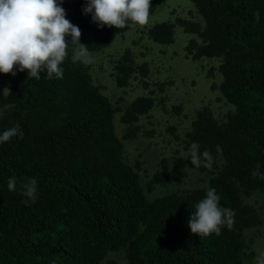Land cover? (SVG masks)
Listing matches in <instances>:
<instances>
[{
	"label": "trees",
	"instance_id": "obj_1",
	"mask_svg": "<svg viewBox=\"0 0 264 264\" xmlns=\"http://www.w3.org/2000/svg\"><path fill=\"white\" fill-rule=\"evenodd\" d=\"M190 1L197 21L154 22L140 28L138 37L166 47L181 27L190 34L185 57L218 60L206 78L217 71L220 81L209 88L230 109L221 117L204 105L191 113L182 135L173 128L180 146L174 148L173 166L198 171L205 184L175 190V171L160 169L142 182L141 163L125 157L115 119L126 127L122 137L133 139L140 129L135 123L164 98L149 88L125 105L114 104L93 84L89 65L72 62L69 45L60 79H44L46 71L40 80L28 79L27 71L0 73V134L17 124L24 133L23 139L17 135L0 143V264H256L253 243L264 215L247 200L264 196V0ZM85 3L64 0L62 6L89 53L133 32L101 29L84 14ZM155 6L152 0L150 14ZM111 64L116 87L134 80L149 87V65L137 63L130 48ZM167 83H158V91ZM194 142L201 154L211 152V170L191 164ZM13 177L16 189L9 191ZM30 179L37 181V194L26 204L22 186ZM210 188L222 208L235 212V223L201 239L188 221Z\"/></svg>",
	"mask_w": 264,
	"mask_h": 264
},
{
	"label": "rangeland",
	"instance_id": "obj_2",
	"mask_svg": "<svg viewBox=\"0 0 264 264\" xmlns=\"http://www.w3.org/2000/svg\"><path fill=\"white\" fill-rule=\"evenodd\" d=\"M176 17L195 21L199 19L190 0H156L155 9L144 28L154 22L173 21ZM140 32L138 27L133 29V32L119 34L108 49L99 53H89L90 62L87 64L92 82L99 86L114 104L125 105L133 97L148 92L149 88L155 89L154 96L164 98V101L157 100L154 109L148 113L149 116H141L135 123L140 129L133 139L122 137L126 127L115 119V132L124 143L125 157L131 163L135 159L141 163L140 174L143 183L156 169H160L175 171L177 177L172 189L180 191L184 187L203 185L205 182L200 181L203 176L198 171L189 166L182 169L173 166L174 148L180 147L173 137V128L174 134L182 135L189 126L191 113L204 105L210 106L221 117L230 109L231 105L225 102L218 90L209 88L211 81L215 83L220 81L217 71L214 72L213 78H206V70L212 66L216 67L218 60L195 61L185 57L183 46L190 34L183 33L181 27L175 29V41L166 47L153 44L146 35L139 38ZM125 47L131 49L137 63L144 61L148 63L149 75L145 77L149 83L148 88L143 89L136 80L125 88L115 86L111 76L113 71L111 61L117 58ZM163 81L170 83L166 84L163 92H159L158 83ZM175 106H179L180 111L175 110ZM247 202L258 207V211H262L264 215V196L253 195ZM253 249L257 256L264 252V225L259 228L254 238ZM254 261L256 262V258Z\"/></svg>",
	"mask_w": 264,
	"mask_h": 264
},
{
	"label": "clouds",
	"instance_id": "obj_3",
	"mask_svg": "<svg viewBox=\"0 0 264 264\" xmlns=\"http://www.w3.org/2000/svg\"><path fill=\"white\" fill-rule=\"evenodd\" d=\"M64 0H0V73L15 76L27 71L28 79H60L63 76L61 65L68 57L69 45H72L73 63L90 62L87 46L82 44V32L66 18L62 6ZM152 0H86L83 7L85 15L91 14L92 22L101 29L145 27L150 20ZM259 13L256 19L259 20ZM70 37V40L68 39ZM9 92L5 88L4 93ZM23 139L24 133L19 124L0 134V143L10 141L12 137ZM200 145L192 143L190 161L195 168L211 170L214 158L210 151H199ZM217 152L221 149L217 146ZM9 191H15L16 180L10 178ZM22 195L28 199L25 203H34L37 194V181L30 179L22 186ZM220 197L214 188L206 192L205 198L195 205L188 221L191 233L202 238L215 233L221 234V228L234 226L235 212L231 208H222ZM256 264H264V252L256 257Z\"/></svg>",
	"mask_w": 264,
	"mask_h": 264
}]
</instances>
